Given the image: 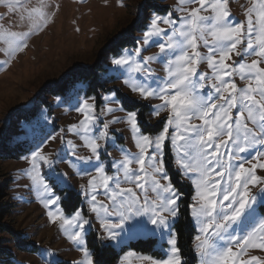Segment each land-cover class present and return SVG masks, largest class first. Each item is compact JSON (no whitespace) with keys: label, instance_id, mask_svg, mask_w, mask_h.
<instances>
[{"label":"snow or ice","instance_id":"snow-or-ice-1","mask_svg":"<svg viewBox=\"0 0 264 264\" xmlns=\"http://www.w3.org/2000/svg\"><path fill=\"white\" fill-rule=\"evenodd\" d=\"M190 4L197 7L185 6ZM0 5L30 25L27 31H0L9 56L23 52L58 9L54 0L35 5L30 0H0ZM151 47L159 52L143 55ZM250 57L255 58L248 62ZM111 63L120 70L118 78L139 96L133 107L126 106L119 89L99 97L77 93L70 105L81 119L57 131L55 119L45 116L54 131L23 157L29 164L24 174L40 194L50 222L59 219L67 239L83 253L78 264H96L87 246L92 220L84 205L105 233L98 238L117 245L138 237L159 238L167 245L163 256L142 260L187 264L175 229L186 194L173 182L170 168L192 187L188 207L198 227L194 251L199 264H264L258 256L242 259L249 249L264 251V175L258 174L264 171V0H252L244 21L231 14L229 0H179L177 7L158 8L136 48ZM154 63L163 66V76L156 74ZM202 64L209 71L199 70ZM237 77L247 81L245 87H238ZM156 99L160 103L153 105ZM62 103L58 97L57 106ZM135 105L161 118L158 124L163 127L139 119ZM118 111L126 115L116 116ZM164 112L167 116L161 117ZM118 123L127 124L137 149L120 147V160L108 152L123 139L120 130L111 127ZM68 134L81 143L65 139ZM57 136L61 147L45 153L44 147ZM80 147L90 154L78 155ZM60 163L88 177L77 193L81 205L71 216L62 212V202L68 200L64 189L71 190V185L68 174L57 171ZM101 195L106 202L98 199Z\"/></svg>","mask_w":264,"mask_h":264},{"label":"rangeland","instance_id":"rangeland-1","mask_svg":"<svg viewBox=\"0 0 264 264\" xmlns=\"http://www.w3.org/2000/svg\"><path fill=\"white\" fill-rule=\"evenodd\" d=\"M58 9L47 26L32 35L27 41L28 47L14 56L7 55L4 49L7 45L0 41V264H78L83 260V253L79 251L60 229L61 221L50 222L47 210L41 203V196L31 186L30 178L24 173L29 168L23 157L39 142V139L53 128L44 122L45 116L55 119V130L66 129L77 123L81 117L71 110L70 100L77 94L87 93L89 96H102L110 89H119V96L124 98L128 108H132L139 100L137 94L132 93L123 83L120 70L112 65L113 58L133 51L137 41L143 36L149 18L153 12L161 7H177L179 0H54ZM32 5L38 0H30ZM197 7L196 4L185 5ZM252 7V0H229V10L238 20L246 19L247 9ZM15 25V27H13ZM29 24H22L18 17H13L6 6L0 5V31L15 30L27 31ZM201 52L206 51L200 48ZM159 49L151 47L143 55L158 53ZM255 57L248 58V62ZM233 59H237L233 56ZM231 63V61H229ZM152 67L156 74L163 76L164 69L161 64L154 63ZM78 70L70 80L66 77ZM80 70V71H79ZM201 71H209L206 64L200 66ZM238 87L246 86V80L236 78ZM66 84V85H65ZM56 85V86H54ZM53 86V87H49ZM63 97V103L57 106V98ZM148 101H140L147 104ZM153 105L159 104L158 99L152 100ZM117 107V105H112ZM142 119L149 125L158 124L161 118L150 115L148 108H140ZM116 116L124 117L125 111H118ZM167 113L161 114L166 117ZM111 116L106 119H111ZM112 129L120 130L123 139L117 141V147H108L111 157L116 160L123 158L120 147L131 152L137 149L128 131L126 123L113 124ZM65 139L75 137L68 134ZM61 147L60 137L49 141L43 151L53 154ZM89 151L80 147L78 155L87 156ZM106 159V158H105ZM250 166V165H246ZM172 172V180L176 179L178 188L186 195L179 207L175 229L177 231L178 246L187 264H199V258L194 251L197 243L194 237L198 234L188 205L191 203L192 187L186 178ZM57 171L68 174V183L71 190L64 189L68 200L62 202V212L71 216L75 210V199L79 197L80 185H86L88 177H80L67 163H60ZM95 174V173H93ZM264 175V171L258 170ZM182 181V182H181ZM174 182V181H173ZM127 186V185H124ZM256 189H253L255 192ZM98 199L105 201L103 195ZM69 207V211L67 208ZM76 207V208H77ZM92 220V227L87 235H97L101 261L96 264H109L103 255V248L111 247L117 254L114 264H150L142 260V256L160 258L163 256L162 248L167 245L159 238H137L125 244L117 245L115 242L98 238L105 233L99 229V221L94 214L88 212ZM264 211V208H262ZM187 213L190 235L181 232L180 219ZM115 219V217H113ZM189 237V239H188ZM55 255L48 256L47 252ZM251 256L264 259V251L249 249L242 257L247 260Z\"/></svg>","mask_w":264,"mask_h":264},{"label":"trees","instance_id":"trees-1","mask_svg":"<svg viewBox=\"0 0 264 264\" xmlns=\"http://www.w3.org/2000/svg\"><path fill=\"white\" fill-rule=\"evenodd\" d=\"M80 71V70H79ZM78 70H75L73 71L72 73H70L64 82L60 83V84H57V86H64L63 83H66L70 80V78L75 75V73H77ZM66 85V84H65ZM56 86V85H54ZM50 88L53 87V86H49ZM161 125V124H160ZM158 125V126H160ZM174 183L176 185H178V182L176 179H173ZM77 203H80V199L79 198H76L75 199V207L76 208L78 206ZM67 208V211H69V207H66ZM180 228H181V232H185L186 230V234L190 235V233L192 232L191 230V227L189 226V220L187 218V213L184 214V216L180 219ZM0 228H1V225H0ZM1 229H6L8 230V228L6 227H2ZM97 238V235H90L89 236V240H88V244H89V247L91 249H94L95 250V253H96V257H97V260L98 261H101L102 260V257L100 256V250H99V241L96 239ZM189 239V237H188ZM103 255L106 256V262H108L109 264H114L116 259H117V254L116 252L111 248V247H108V248H103Z\"/></svg>","mask_w":264,"mask_h":264}]
</instances>
